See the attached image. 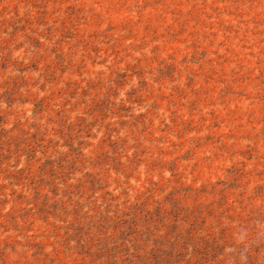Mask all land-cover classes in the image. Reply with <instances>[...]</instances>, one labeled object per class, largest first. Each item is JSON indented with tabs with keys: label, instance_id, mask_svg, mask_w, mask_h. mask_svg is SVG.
<instances>
[{
	"label": "rangeland",
	"instance_id": "374dc122",
	"mask_svg": "<svg viewBox=\"0 0 264 264\" xmlns=\"http://www.w3.org/2000/svg\"><path fill=\"white\" fill-rule=\"evenodd\" d=\"M0 264H264V0H0Z\"/></svg>",
	"mask_w": 264,
	"mask_h": 264
}]
</instances>
